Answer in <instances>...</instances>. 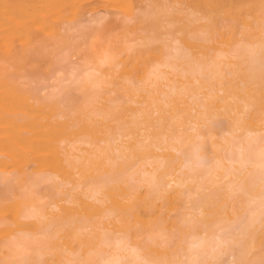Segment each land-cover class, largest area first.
I'll list each match as a JSON object with an SVG mask.
<instances>
[{
  "label": "bare ground",
  "instance_id": "6f19581e",
  "mask_svg": "<svg viewBox=\"0 0 264 264\" xmlns=\"http://www.w3.org/2000/svg\"><path fill=\"white\" fill-rule=\"evenodd\" d=\"M0 264H264V0H0Z\"/></svg>",
  "mask_w": 264,
  "mask_h": 264
}]
</instances>
